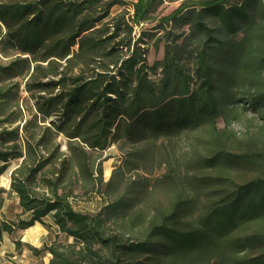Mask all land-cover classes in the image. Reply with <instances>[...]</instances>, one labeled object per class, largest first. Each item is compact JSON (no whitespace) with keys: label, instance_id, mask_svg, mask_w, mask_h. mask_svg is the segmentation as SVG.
I'll return each mask as SVG.
<instances>
[{"label":"trees","instance_id":"1","mask_svg":"<svg viewBox=\"0 0 264 264\" xmlns=\"http://www.w3.org/2000/svg\"><path fill=\"white\" fill-rule=\"evenodd\" d=\"M162 3L138 0L130 18L109 19L128 0H0V49L17 55L2 70L19 75L27 65L36 100L23 127H8L22 112L11 119L0 86V177L21 160L10 190L0 187V208L9 192L20 209L0 218V240L8 233L20 248L19 233L52 215L57 238L27 244L51 254L49 264H264V0L184 2L172 15L193 10L195 48L167 46L163 63L150 66L133 30ZM249 113L240 136L232 124ZM183 135L192 140L185 157L160 148ZM113 143L131 149V170L166 164L158 182L171 190H142L140 207L124 196L98 212L76 209L67 178L82 188L98 180L91 151Z\"/></svg>","mask_w":264,"mask_h":264},{"label":"rangeland","instance_id":"2","mask_svg":"<svg viewBox=\"0 0 264 264\" xmlns=\"http://www.w3.org/2000/svg\"><path fill=\"white\" fill-rule=\"evenodd\" d=\"M138 0H128V4L125 6H115L112 8L111 15L109 19L113 16L119 14L120 12H127V18H130L134 13L132 2ZM188 0H163L162 5L159 7L158 11L154 14L155 18L151 21L142 22L140 24L134 25L133 37L134 42L139 38L143 39L141 43L142 47L145 49L146 57L150 66L154 65L156 62L163 63L166 54L167 46H176V44H182L186 42L189 44L188 50L195 48V43L197 40H191L195 28L193 27L195 14L192 13L193 10L186 9L178 15H172L181 5ZM241 0H232L233 3L240 2ZM196 10H200V7L195 6ZM191 12V13H190ZM113 29V28H112ZM5 28L0 26V36H4ZM191 37L190 39H187ZM134 49V44L132 50ZM12 54V53H10ZM17 55H8L1 51L0 49V86L3 91L7 92L9 104L6 107V113L11 116V119L16 118L20 111L19 120L16 123L10 125L6 123V126H16L23 127L25 121L30 119L36 114L35 109V98H33L25 88V84L28 80V74L31 71L27 65L24 64V67L21 68L19 75H7L6 71L2 69L8 68L11 62L16 58ZM187 63L190 64V68H193V59H188ZM151 78L154 80H159L162 77V68H159L157 71L150 72ZM39 118L40 124L49 125L50 121L53 119H48L46 122H41L42 117ZM249 118H252V115L249 113L248 116H245L241 120L235 121L232 124V128L242 136L243 133L248 130L250 127ZM255 124V122L253 123ZM225 122L222 118L218 120V126L223 128ZM58 141L62 144V150L69 154L68 151V140L64 136H60ZM161 141H159L160 144ZM167 144V143H166ZM176 144L174 147L168 146L163 147L166 151L171 152L172 149L176 150L179 156L185 157L187 155V147L192 144V140L188 136H181L175 139ZM130 148L122 147L121 143H113L106 150H94L91 151L93 155V160L95 161L96 174L98 180H92L88 183V187L82 188L77 183H75L76 175H71V178H67L65 183V191L73 190V196L70 198L73 202L76 209L82 212H98L108 203H112L115 200L121 197L134 198L135 207H140L144 205L146 200L142 197V190H171L170 187H165V183H159V178L165 176L170 169L163 164L161 167L149 166L148 169L141 168L140 170H131L129 169L130 161ZM21 162L20 159L11 160L7 172L4 174V179L0 183V187H4L7 190H10V174L11 171ZM158 163V162H157ZM100 169L103 171L102 180H100ZM244 173L238 175V180L241 182L244 178ZM244 181V180H243ZM80 183H84L81 181ZM165 185V186H160ZM135 190H138L137 193H133ZM132 193V194H130ZM160 194H155L151 201L155 204L159 202ZM3 208L6 212V217L2 210H0L1 218L5 219H15V214L18 213L16 195L13 193L5 192L2 195ZM13 212V214H11ZM46 226L50 230L51 223L54 222L52 215L46 217ZM40 224H37V227H33L31 238L37 236H44L40 229ZM111 225H109L110 227ZM39 228V229H38ZM111 230L115 229V226L110 227ZM26 231H22L20 234H25ZM52 238L51 241L57 235L54 233V230H50ZM49 236V235H48ZM49 236V237H50ZM18 237V234H17ZM48 237V238H49ZM15 238V237H14ZM27 239V238H26ZM65 234L61 233L59 240H66ZM12 239L7 240V243H0L2 247V255H0V264H32L34 262L29 261V263L21 262V259L30 260L29 253H25L24 256H17L18 249H13L11 245ZM73 238H69V241H72ZM37 264H44L43 259H38Z\"/></svg>","mask_w":264,"mask_h":264},{"label":"crops","instance_id":"3","mask_svg":"<svg viewBox=\"0 0 264 264\" xmlns=\"http://www.w3.org/2000/svg\"><path fill=\"white\" fill-rule=\"evenodd\" d=\"M9 191V190H8ZM14 194V193H13ZM15 195V194H14ZM16 200H17V203H18V197L16 196ZM17 209V208H16ZM0 210H2V213H6V212H4L5 210H4V208H3V204H2V207L0 208ZM18 212H20V209H18L17 210ZM5 216H6V214H5ZM0 218H1V216H0ZM37 224H40L41 226H39L40 227V229H43L42 231H41V233L44 235V236H42V237H39V236H37V237H35V238H33V239H26L25 238V234L23 235V234H20V238H21V241H22V245L20 246V248L18 249V254H17V256H24V254L25 253H29V256H30V260H25V259H21L20 261L21 262H25V263H29V261H32V262H34V263H32V264H37V261H38V259H43L44 260V264H49V262H50V258H51V254H49V253H46V254H42V255H37L36 253H34L30 248H28V246H27V244H30V245H32V246H34V247H36V248H39V249H41L43 246H44V244H50L52 241H51V238H52V236H50L51 235V232H50V230L52 229V230H54V233L55 234H58V232H59V230H58V228H57V226L55 225V224H53V223H51L52 225H51V227H50V230H49V228L47 227H44V225L43 224H41L40 222H36L35 223V225H33L32 227H30V228H33V227H37ZM30 228H28V229H30ZM27 229V230H28ZM39 229V228H38ZM26 231V230H25ZM50 237H49V236ZM49 237V238H48ZM13 237L11 236V235H9L8 233H4L3 234V238H2V240H0V243L2 244L3 242L5 243H7V240H9V239H12ZM11 245H12V247H13V249H16V244H15V239L13 238V240L11 241ZM3 251H2V247H0V255H2L1 253H2Z\"/></svg>","mask_w":264,"mask_h":264},{"label":"bare ground","instance_id":"4","mask_svg":"<svg viewBox=\"0 0 264 264\" xmlns=\"http://www.w3.org/2000/svg\"><path fill=\"white\" fill-rule=\"evenodd\" d=\"M3 179H4V175H2V176L0 177V183L2 182ZM33 230H34V228H30V229H28L27 236H26L27 239H32V238H31V234H32V231H33Z\"/></svg>","mask_w":264,"mask_h":264}]
</instances>
